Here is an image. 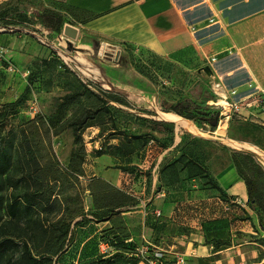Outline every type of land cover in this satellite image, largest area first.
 I'll return each mask as SVG.
<instances>
[{
    "label": "rangeland",
    "instance_id": "1",
    "mask_svg": "<svg viewBox=\"0 0 264 264\" xmlns=\"http://www.w3.org/2000/svg\"><path fill=\"white\" fill-rule=\"evenodd\" d=\"M51 13L64 16L60 32L48 31L44 26ZM67 13L68 5L62 0H0V149L5 146L11 150L14 170L19 162L27 164L25 153L34 154L39 163L31 165L29 172L47 169L51 178L58 179L52 184L55 211L43 220L46 227L71 223L60 263L80 264L115 254L104 241L111 224L97 223L91 216V181L106 176L116 183L121 181V188L137 200L142 198L151 204L148 210L139 209L122 217L133 238L129 250L135 247L137 258H151L162 252L170 264H176L179 257L186 264H264V226L255 210L249 204H226L213 187L214 173L231 164L233 152L252 155L264 170V160L258 154H264V124L222 120L211 132L196 124L191 128L187 124L184 129L165 122L167 118L158 111L164 112V104L171 106L184 97L203 104L210 100V106L216 109L212 85L220 79L213 75L212 63L200 67L184 63L182 55L158 56L126 43H113L90 34L85 25ZM83 85L94 95L79 96L59 113L64 98L82 92ZM25 93L17 113L9 114L4 108L17 103ZM104 94L117 96L127 105L109 103L108 111L90 121L91 126L80 131L81 140L76 142L73 123L89 110L101 108L97 97ZM38 116L47 123L41 124ZM140 118L174 125L185 139L187 152L207 157L209 178L191 180L184 172L178 179L166 175L162 185L156 183L163 165L181 158L180 148L166 153L150 143L145 151L132 156L131 164H127V158L110 156L124 134L147 132ZM224 121L227 130L219 136L223 135ZM101 149L106 154L99 156ZM71 162L80 163L79 174L72 172ZM21 177L19 173L17 179ZM166 204L174 208L172 216L162 211ZM156 210L162 212L161 217L154 213ZM5 238L13 237L0 236V241ZM13 239L19 247L23 245L18 238ZM53 239L50 243L54 251L63 238ZM31 248L38 255L46 244L40 242ZM19 252L11 260L7 257L4 264H15Z\"/></svg>",
    "mask_w": 264,
    "mask_h": 264
},
{
    "label": "trees",
    "instance_id": "2",
    "mask_svg": "<svg viewBox=\"0 0 264 264\" xmlns=\"http://www.w3.org/2000/svg\"><path fill=\"white\" fill-rule=\"evenodd\" d=\"M71 13L67 14L77 20ZM63 24L64 16L62 13H51L44 21L46 29L54 32H60ZM86 94L94 95L87 85H83L82 92L64 98L63 103L60 105L59 113L62 114L72 100ZM25 95L26 93L17 103L8 105L4 109L8 110L11 115L16 114ZM97 99L102 103L101 108L89 110L86 116L73 123V133L76 142L81 140L80 131H84L85 128L91 126L90 121L95 120L99 114L108 111L107 105L109 103L120 106L127 105L125 100L110 94H104L101 97H97ZM206 102L203 104L191 97H184L171 106L164 104L163 109L164 113H171L182 118L191 127L196 124L202 129L209 128L211 132H214L218 129L222 120L221 115L218 110L210 106V100ZM37 119L41 124L47 123L44 117L38 116ZM139 121L147 128V132L138 135L124 134L119 146L114 147L110 151V156L116 159L127 158V164H131L132 156L145 151L150 143H156V148L159 147L162 150H168L173 145L175 127L172 124L178 126V123L170 121L165 122L172 124L155 122L144 118H140ZM239 121L240 123L243 122L241 123L243 125H249L250 123L249 121ZM178 127L181 126L179 125ZM164 137L167 140L160 141ZM210 143L213 144L212 142H207L208 145ZM179 148L183 152L181 158L176 162H166L161 168L158 180L159 186L163 184L166 175H171L178 179V176L184 172L187 173L188 179L191 180L203 177L209 178L207 165L205 164L207 157L200 156L195 152H187V144L184 138L176 149ZM105 154L106 150L104 149L98 152L99 156ZM258 154L262 155L264 160V154L261 152H258ZM24 157H26L27 164L19 162L14 170V156L11 150L5 146L0 149V236L7 237L10 234L13 238H18L23 244L19 247L13 238H5L0 241V264H4L7 257L11 260L19 250V258L14 262L15 264H61V255L65 252L64 247L71 233V223L54 224L46 227L43 220V216L52 214L55 211V201H53L54 186L52 184L58 183V179L51 178L50 175H53L47 169L42 172L37 168L29 172L31 165L36 166L39 162L34 154L27 156L25 153ZM70 164L73 173L79 174L81 172L80 163L71 162ZM231 164L235 167L240 179L246 184L249 198L248 204L255 210L263 227L264 170L262 166L256 162L252 155L241 152H233L231 154ZM19 173L22 174L21 179H17ZM209 183L211 184L213 181L210 180ZM32 185H34V188H32ZM213 187L227 201L226 194L215 179ZM9 191H11L10 194L6 195L5 192ZM90 191L93 201L91 216L97 223L111 224L112 228L106 233L108 237L104 241L114 248L115 254L98 256L80 264H141L143 258L136 257L134 254L136 248L129 250V247L133 245V238L129 232L127 220L122 218L124 217L123 214L139 210L142 207L141 200H137L134 196L116 189L99 177H95L91 181ZM146 205V209H148L151 204ZM9 229L11 232H8ZM55 237L58 240L63 239L59 247L53 251L50 241ZM40 242L46 244V249L35 255L31 245L35 246ZM167 264L170 263L167 262Z\"/></svg>",
    "mask_w": 264,
    "mask_h": 264
},
{
    "label": "crops",
    "instance_id": "3",
    "mask_svg": "<svg viewBox=\"0 0 264 264\" xmlns=\"http://www.w3.org/2000/svg\"><path fill=\"white\" fill-rule=\"evenodd\" d=\"M62 1L90 34L149 50L158 56L182 55L184 63L200 67L206 66V62L211 64L214 59L213 75L229 89L237 90L241 97L253 90L264 96V0ZM91 75L99 77V74ZM158 112L184 129L188 124L171 113ZM251 114L253 121L264 124V113L254 110ZM180 135L175 130L173 145L166 153L182 143ZM213 177L227 196L226 204H248L246 184L232 164ZM101 179L126 192L120 186L121 181L116 183L106 176ZM158 180L157 177L156 183ZM140 200V211L148 210L150 206L146 209V201ZM162 211L172 216L174 208L166 204ZM154 213L158 217L162 214L159 210ZM214 235L218 239V234Z\"/></svg>",
    "mask_w": 264,
    "mask_h": 264
},
{
    "label": "built area",
    "instance_id": "4",
    "mask_svg": "<svg viewBox=\"0 0 264 264\" xmlns=\"http://www.w3.org/2000/svg\"><path fill=\"white\" fill-rule=\"evenodd\" d=\"M211 62L216 61L212 59ZM250 88L253 90L251 86ZM212 90L215 97H217L214 105L220 112L222 120L229 122L236 118L242 121H253L251 113L254 110L258 111L259 114L264 113V96L257 90H253V93L246 97H241V93L235 89H229L221 81H215L212 85ZM164 258L165 256L162 252H157L151 258H143L141 264H167ZM176 264H186V261L184 258L179 257Z\"/></svg>",
    "mask_w": 264,
    "mask_h": 264
},
{
    "label": "bare ground",
    "instance_id": "5",
    "mask_svg": "<svg viewBox=\"0 0 264 264\" xmlns=\"http://www.w3.org/2000/svg\"><path fill=\"white\" fill-rule=\"evenodd\" d=\"M227 128V121L225 122H222V124H221V131L223 132V134H225L226 133V129Z\"/></svg>",
    "mask_w": 264,
    "mask_h": 264
},
{
    "label": "water",
    "instance_id": "6",
    "mask_svg": "<svg viewBox=\"0 0 264 264\" xmlns=\"http://www.w3.org/2000/svg\"><path fill=\"white\" fill-rule=\"evenodd\" d=\"M71 37L74 38V39L76 38L74 34H71ZM209 139L210 140H216V141H219V142H222V143L224 142L222 139H218V138L209 137ZM247 152H249V151H247ZM249 153H251V152H249Z\"/></svg>",
    "mask_w": 264,
    "mask_h": 264
}]
</instances>
